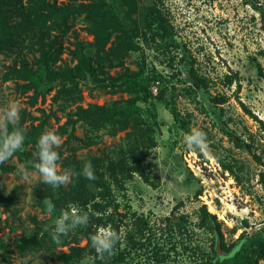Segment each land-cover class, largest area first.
<instances>
[{
	"label": "rangeland",
	"instance_id": "374dc122",
	"mask_svg": "<svg viewBox=\"0 0 264 264\" xmlns=\"http://www.w3.org/2000/svg\"><path fill=\"white\" fill-rule=\"evenodd\" d=\"M153 1L144 0L147 5ZM157 1L168 19L172 35L152 46L141 43L142 49L129 53L124 63L129 69L136 70L140 65L145 71L157 72L167 79L166 82L162 79L153 81L150 88L159 129L157 145L150 151L147 163L157 186L152 187L134 175L124 183V191H116L120 210L130 207L131 211L148 217L160 243L168 242L169 237L161 235L165 228L163 219L182 215L188 220L183 240L192 246L208 248L214 236L197 224L199 208L203 204L222 222L227 243L233 242L244 230L264 236V190L259 182L263 166L258 160H264V129L246 114L235 96L238 90L239 99L264 123V0H253L259 8L248 0ZM84 25V22L76 21L74 32H70L64 41L67 49L74 47V34L81 41L92 40ZM61 57L58 64L76 63L66 49ZM0 62V117L15 103L20 109L19 118L25 112V133L38 124L40 109L47 112L52 109L59 117L49 121L45 132L55 133L60 140L55 149L60 174L70 173L71 166L66 167L63 162L73 154L88 163L93 156L123 145L131 131L130 126L100 131L79 126L75 130L77 138L68 139L59 131L66 114L53 103L57 85L41 86L37 100L32 104L31 96L35 92L21 89L19 86L25 80L8 73L7 66L14 63V54L3 52ZM119 69L110 72L115 74ZM190 71L203 79L204 88H189L193 87ZM90 85V81L81 83L83 99L80 104L85 107L109 105L116 99L130 97L127 92L91 89ZM164 86H167L168 98L180 112L184 126L176 124L169 109L155 98ZM214 97L216 101L225 100L215 103ZM74 108L75 105H71L68 110ZM5 127V122L0 119L1 133ZM193 129L206 134L208 153H203L205 159L199 151H190L183 143V136ZM26 152L36 157L32 145L23 144L21 150L0 164V195L11 201L8 208L0 203V264H58L56 255L67 252L72 244L59 245L53 241L51 226L60 215L45 212L39 206L37 199L44 183L39 181L38 172L26 159ZM224 165L229 168L225 170ZM22 167L29 174L27 180L19 171ZM177 204L180 206L174 210ZM244 220L249 223L248 228H244ZM46 228L49 230L45 231ZM101 230L109 231L108 228ZM125 232L123 226L122 248ZM69 233L62 237L69 239ZM31 237L38 244L28 248ZM85 242L81 239L78 245ZM168 247L169 244L164 250ZM197 252L199 256L198 248ZM140 253L142 259L149 257L144 251ZM172 255L174 264H193L197 258L191 251ZM113 258L114 255L104 258L84 252L79 264H113ZM260 264H264V260Z\"/></svg>",
	"mask_w": 264,
	"mask_h": 264
},
{
	"label": "trees",
	"instance_id": "16d2710c",
	"mask_svg": "<svg viewBox=\"0 0 264 264\" xmlns=\"http://www.w3.org/2000/svg\"><path fill=\"white\" fill-rule=\"evenodd\" d=\"M78 20L84 22L83 28L92 36V40L84 42L74 34V47L67 49L64 41L70 32H74ZM170 35L168 19L157 0L149 5L144 0H0V54H14V63L7 66L8 73L25 80L19 86L21 89L35 92L31 96L32 104H35L41 86L57 85L53 103L58 104L59 110L66 114L65 122L59 127L61 134H66L68 139L77 138L75 130L79 126L94 131L131 127L118 149L91 158L95 180L89 181L81 174L85 161L73 154L63 162L64 166H71L70 181L55 189L43 184L40 189L37 200L43 211L49 212L48 202L51 201L55 206L53 214L61 215L62 210L70 211L75 207L89 216L86 225L69 233V239L60 237L58 242L53 239L59 245L72 244L67 252L56 255L58 264H79L84 252L101 256L90 247L89 240L90 235L96 234L100 228H108L119 237L113 251L102 256L108 258L114 255L113 264H174L172 254L176 256L190 251L197 255L193 264H260L264 260L262 233L244 230L233 242L227 243L222 222L209 211L206 204L199 208L197 224L214 236L208 248L192 246L183 240L188 223L185 216L163 219L165 228H162L161 235L169 237L168 242L160 243L148 217L131 211L130 207L120 210L116 191H124V183L134 175L140 176L152 187L157 186L147 163L150 151L157 145L159 129L150 88L153 81H167L165 76L154 71L149 73L143 66L139 65L136 70L125 67V59L129 53L140 51L141 43L152 46ZM65 49L76 61L75 64H58ZM115 68L120 69L115 74L111 73ZM189 74L193 85L189 88H204L202 78L192 71ZM86 81H90L91 89L110 88L113 92H127L130 97L116 99L109 105L90 104L85 107L80 102L83 99L81 83ZM229 82H233L232 78ZM168 93L167 86L161 87L155 98L169 109L176 124L184 126L180 112L172 105ZM237 93L238 90L235 96L243 110L264 129L263 121L239 99ZM217 100L214 97L215 103H223L225 98ZM71 105H75V108L68 110ZM40 110L38 124L27 133L24 127L25 112L16 124L5 127L8 132L15 129L22 131L25 137L23 144L30 143L35 151L38 138L45 133V126L52 118H59L52 109L48 112ZM81 140L85 142V139ZM199 154L205 159L203 153ZM24 155L30 165L36 160L32 153L26 152ZM258 160L263 166L259 182L264 190V160ZM228 168L224 165L225 170ZM0 203L6 208L11 205L10 199L1 195ZM178 204L174 210L179 208ZM123 226L126 232L122 248ZM249 226L244 220V228ZM81 239L86 240L82 246L78 245ZM217 239L225 256L217 254ZM28 244V248H31L38 241L31 237ZM168 244V249L164 250ZM141 251L149 257L142 259Z\"/></svg>",
	"mask_w": 264,
	"mask_h": 264
},
{
	"label": "clouds",
	"instance_id": "9594fccd",
	"mask_svg": "<svg viewBox=\"0 0 264 264\" xmlns=\"http://www.w3.org/2000/svg\"><path fill=\"white\" fill-rule=\"evenodd\" d=\"M19 111V106L13 103L3 111L0 119L6 125H14L19 119ZM24 139V134L19 129L11 132L5 129L3 133H0V164L7 162L14 153L22 149ZM59 143L60 140L55 133H42L36 142V160L30 162L31 166L39 174V181L53 189L70 181L68 172H64L63 174L57 172L59 156L55 149ZM183 143L190 151L208 153L206 134L201 130L193 129L189 133H186L183 136ZM19 171L25 180L29 178V174L25 172L23 167ZM81 174L89 181L96 179L90 162L84 164ZM54 207L52 202L49 201L48 211L50 214L53 212ZM88 220L89 216L87 212H81L76 208H72L70 211H64L55 219L54 224L51 226L53 239L58 242L60 237L67 235L79 226L86 225ZM48 230V228L45 229V231ZM118 239L119 237L114 232L101 230L96 234L90 235V247L96 253L103 256L105 253L110 254L113 251Z\"/></svg>",
	"mask_w": 264,
	"mask_h": 264
},
{
	"label": "water",
	"instance_id": "95a60500",
	"mask_svg": "<svg viewBox=\"0 0 264 264\" xmlns=\"http://www.w3.org/2000/svg\"><path fill=\"white\" fill-rule=\"evenodd\" d=\"M215 249L217 251L218 256H225V253L223 252L221 245H220V241L218 239L216 240Z\"/></svg>",
	"mask_w": 264,
	"mask_h": 264
}]
</instances>
